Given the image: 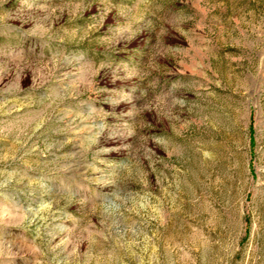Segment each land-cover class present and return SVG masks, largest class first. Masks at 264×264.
I'll use <instances>...</instances> for the list:
<instances>
[{"label":"rangeland","instance_id":"rangeland-1","mask_svg":"<svg viewBox=\"0 0 264 264\" xmlns=\"http://www.w3.org/2000/svg\"><path fill=\"white\" fill-rule=\"evenodd\" d=\"M0 264H264V0H0Z\"/></svg>","mask_w":264,"mask_h":264}]
</instances>
